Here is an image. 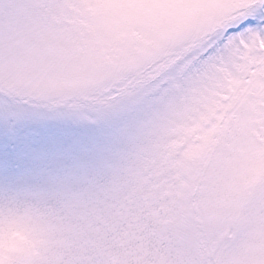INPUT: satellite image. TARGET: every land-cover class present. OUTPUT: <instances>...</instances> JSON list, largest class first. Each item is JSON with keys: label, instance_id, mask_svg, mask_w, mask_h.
<instances>
[{"label": "rangeland", "instance_id": "374dc122", "mask_svg": "<svg viewBox=\"0 0 264 264\" xmlns=\"http://www.w3.org/2000/svg\"><path fill=\"white\" fill-rule=\"evenodd\" d=\"M250 3L3 0L0 108L62 98L96 106L112 86L174 60ZM253 87L256 99L241 111L252 90L238 80L226 89L208 65L159 107L126 104L110 113L118 138L107 170L113 191L119 163L133 155L167 153L187 177L190 215L174 218L154 245L129 236L107 247L94 230L96 197L88 190L58 196L30 188L0 192V264H78L90 250L111 264H145L147 257L158 264H264V197L249 207L264 189V80Z\"/></svg>", "mask_w": 264, "mask_h": 264}, {"label": "snow or ice", "instance_id": "6c2138e0", "mask_svg": "<svg viewBox=\"0 0 264 264\" xmlns=\"http://www.w3.org/2000/svg\"><path fill=\"white\" fill-rule=\"evenodd\" d=\"M72 20L66 21L69 27L75 26ZM208 65L226 89L238 80L252 90L238 105L241 111L255 101L253 86L264 80V0H251L248 8L174 60L115 84L96 106L62 98L27 109L0 108V192L40 188L59 196L67 190H88L96 197L94 230L107 247L116 248L129 236L154 245L174 218L190 215L191 201L184 198L187 177L168 164L167 153L139 159L133 155L119 163L120 183L113 191L107 170L118 138L110 113L126 104L134 111L159 107ZM226 89L222 94L230 97ZM262 197L264 189L257 191L249 207ZM78 264L111 262L90 250ZM145 264L158 261L147 257Z\"/></svg>", "mask_w": 264, "mask_h": 264}]
</instances>
